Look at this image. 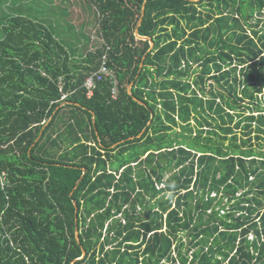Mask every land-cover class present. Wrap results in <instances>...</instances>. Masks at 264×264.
Segmentation results:
<instances>
[{"label": "trees", "instance_id": "trees-1", "mask_svg": "<svg viewBox=\"0 0 264 264\" xmlns=\"http://www.w3.org/2000/svg\"><path fill=\"white\" fill-rule=\"evenodd\" d=\"M51 2L0 0V264H264V0Z\"/></svg>", "mask_w": 264, "mask_h": 264}, {"label": "rangeland", "instance_id": "rangeland-1", "mask_svg": "<svg viewBox=\"0 0 264 264\" xmlns=\"http://www.w3.org/2000/svg\"><path fill=\"white\" fill-rule=\"evenodd\" d=\"M50 4H52V0H47ZM18 3H21L25 6V8H27V5L31 2V0H20V2L17 0ZM56 4L59 6L60 5V13L61 14H57V15H44L41 14V18H49L50 23L49 24H53L54 26H56V22L61 24L62 27H65L66 29H68V31H70V33L74 34H78L81 31L86 33V37L85 36H81L78 35V40L80 41V43H78L76 45V48L79 50H82L85 44V41H89L90 45L94 44V45H98L99 47L102 44V38L99 35V28L98 26L92 25L90 27H88L87 29L85 28L84 25H86L84 23V21H86L85 18L88 17V15H84V8H82L84 5H87L88 2H86V0H56ZM7 5L3 6V8L1 9V11L5 12L8 15H15L12 11L7 10ZM62 11V12H61ZM92 16H94L92 14ZM263 22H264V16H261ZM39 18H36V20ZM91 21L93 22L94 19L93 17L90 18ZM42 23H44L45 25L48 26V22L45 23L43 20H39ZM255 24V22H254ZM262 27H264V25H262ZM74 32V33H73ZM90 36V37H89ZM89 38V39H87ZM93 50V49H92ZM260 98H264V90H263V96L260 95ZM253 144H257V142L253 141ZM258 146V145H257ZM264 151V147L262 149ZM171 174H168L167 177H169ZM182 236V235H181ZM187 239V238H186ZM185 239V241H186ZM174 249V247H173ZM175 253L173 252V255Z\"/></svg>", "mask_w": 264, "mask_h": 264}, {"label": "built area", "instance_id": "built-area-1", "mask_svg": "<svg viewBox=\"0 0 264 264\" xmlns=\"http://www.w3.org/2000/svg\"><path fill=\"white\" fill-rule=\"evenodd\" d=\"M107 61H108L107 57L104 56L99 71L87 78L85 82V87L88 91V97L92 96L93 91L96 88L97 82H101L105 79H109L112 85V89H111L112 96L114 99L117 98L119 93V83L115 80L113 71L107 66ZM65 97L66 95L63 96V99Z\"/></svg>", "mask_w": 264, "mask_h": 264}, {"label": "water", "instance_id": "water-1", "mask_svg": "<svg viewBox=\"0 0 264 264\" xmlns=\"http://www.w3.org/2000/svg\"><path fill=\"white\" fill-rule=\"evenodd\" d=\"M196 1H199V0H196ZM146 2H147V0H146ZM144 10H145V7H143V12H142V17L144 16ZM141 23H142V19L140 20V23H139V27L141 26ZM135 34H136V37L138 38V39H140V40H143V41H149V43H150V49H149V51H151L153 48H154V42L151 40V38H149V37H142V36H139V34H138V30H136V32H135ZM145 58H143V60H144ZM143 67V63L141 64V66H140V69ZM132 86H133V83L128 87V94H130V95H132ZM134 100L136 101V102H138L139 104H141V105H143L144 103H142L141 101H139L138 99H136V98H134ZM63 106V105H62ZM93 119H94V121H95V115L93 114ZM42 134V133H41ZM140 137V136H139ZM40 139V137L38 138V140ZM133 139V138H132ZM37 140V141H38ZM117 146V144L116 145H114L112 148H115ZM86 173H87V170L85 169L84 171H83V175L81 176V179L77 182V184H76V187L74 188V191L77 189V187L79 186V184L82 182V180H83V178H84V176L86 175ZM73 195V193L70 195V197ZM74 205H75V209H76V211H75V217H76V239H77V241L78 242H80V232H79V227H78V206H77V203L74 201ZM85 252L83 253V256H82V258L81 259H83L84 257H85Z\"/></svg>", "mask_w": 264, "mask_h": 264}, {"label": "clouds", "instance_id": "clouds-1", "mask_svg": "<svg viewBox=\"0 0 264 264\" xmlns=\"http://www.w3.org/2000/svg\"><path fill=\"white\" fill-rule=\"evenodd\" d=\"M107 59H108V58H107ZM102 61H103V59H102ZM100 67H101V65H100ZM100 67H99V69H100ZM99 69H98L96 72H98ZM96 72H94V73H96ZM113 72H114V71H113ZM94 73H92V74H94ZM92 74H91V75H92ZM91 75H89L88 77H90ZM88 77H87V78H88ZM87 78H86L85 81H84L83 88L85 89V95H86V98H87L88 100H90V99L93 98V96H94V94H95V92H96V89H97V85H98L99 82H97L96 88L94 89L92 96H91V97H88V91H87V89H86V87H85V82H86ZM105 80H108V79H105ZM103 81H104V80H103ZM101 82H102V81H101ZM132 87H133V86H132ZM119 91H120V86H119ZM111 94H112V91H111ZM63 96H64V95H63ZM118 96H119V93H118ZM118 96H117V98H118ZM66 98H67V95H66V97H65L64 99H63V97H62V101H65ZM111 98H112L113 100H116V99H117V98L114 99L112 95H111ZM67 103H69V102H65V103H63L62 105L65 106V104H67ZM62 105H61V107H63ZM58 109H59V108L56 109V111L54 112V114H56V112L58 111ZM51 119H52V118H51ZM51 119H50V120H51ZM38 141H39V140H38Z\"/></svg>", "mask_w": 264, "mask_h": 264}]
</instances>
